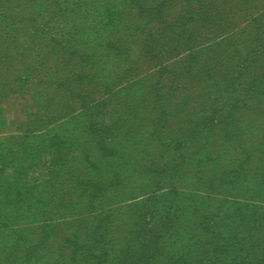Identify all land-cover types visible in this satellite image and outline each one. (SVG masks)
Masks as SVG:
<instances>
[{
	"label": "trees",
	"instance_id": "trees-1",
	"mask_svg": "<svg viewBox=\"0 0 264 264\" xmlns=\"http://www.w3.org/2000/svg\"><path fill=\"white\" fill-rule=\"evenodd\" d=\"M172 1L0 0L3 264H264V0Z\"/></svg>",
	"mask_w": 264,
	"mask_h": 264
},
{
	"label": "rangeland",
	"instance_id": "rangeland-1",
	"mask_svg": "<svg viewBox=\"0 0 264 264\" xmlns=\"http://www.w3.org/2000/svg\"><path fill=\"white\" fill-rule=\"evenodd\" d=\"M148 1H151V0H148ZM186 1L187 0H173L172 1V6L169 7L167 12H166V15H167L166 18L168 20L172 21V20H175L176 18L184 15L185 14V8L187 6ZM154 25H155V22H153V21L149 22V26L150 27H153ZM18 40L20 42H22V41L24 42L25 41L24 37L19 38ZM139 53H140V49H138V46H137L135 48V50H134V56L138 57ZM60 68H61L60 77H63L68 72L75 74L77 72V70L79 69V66H78L77 60L74 57H72L71 55L63 54L60 57ZM73 74H70V76L73 75ZM56 93L57 92L52 93L53 96H57L59 98L62 97L61 94H59V96H58V94H56ZM1 107H3V109L5 111L4 116L6 117V120H5L6 121V125L2 128L1 134L3 132L7 133V132H10V131L12 132L13 130H17L16 126L19 123H15V125H13L10 121L14 120V118L18 120L17 117L20 116V111H19L20 110V106L16 102H14L13 100H10L7 103L1 104ZM247 119L248 118H246V119L243 118V120H242L243 123L242 124L244 126L243 130H244L245 138H246L247 141H250L252 139L251 135L254 134L255 131H254V129H251V131L247 130L246 126L249 123ZM179 121L180 120L178 119V120H174L172 122L171 127L168 130V133L171 134L172 130H177L178 129L177 127L180 126L179 125ZM250 125H251V123H250ZM56 130H58V132H60V135L62 137H65L66 139H68V140H70V141H72L74 143L78 144V142L81 143V142H84V140H85V137L82 135L83 134L82 130H80V128L77 127L76 124L73 121L72 122H70V121L61 122L60 121V125L56 128ZM209 140H210V144L212 146L211 148H213V149L217 148L219 146V140H220L219 133L214 131L210 135ZM90 145L92 147V150H94L95 143L91 142ZM191 150H192V152L196 151V150H194V147H192ZM78 151L79 150H77V153H78ZM59 157H60V150H58L57 148H54L53 150H51L50 152H48L46 154L44 153L41 156V159H43L42 163L39 164L38 169L35 168L33 170L32 177L33 178L34 177L38 178L40 176V174H42L43 178H39V179L40 180L47 179L49 177L50 172L52 171L53 168L59 167V165L61 167L63 165V162H62V160ZM36 170H37V172H36ZM193 172H194L193 170H191L190 168H187L185 170V172H184V178L186 180H191L193 178V176H194ZM139 177H140L139 174H135L133 176V178H132V181L133 182L138 181ZM36 189H38V188H36ZM124 213H126V210L121 212L119 215L123 216ZM89 221H91V220H89ZM76 225L77 224H75L73 222V220H69L68 222L65 223V225L60 226V233L63 232L65 230V228H67V229L73 228ZM0 236H3V232H1V230H0ZM4 236L6 237L7 234H5ZM2 259H4V255H0V264H3Z\"/></svg>",
	"mask_w": 264,
	"mask_h": 264
}]
</instances>
